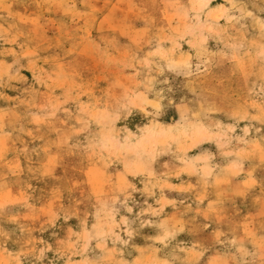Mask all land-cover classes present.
Here are the masks:
<instances>
[{"label": "rangeland", "instance_id": "374dc122", "mask_svg": "<svg viewBox=\"0 0 264 264\" xmlns=\"http://www.w3.org/2000/svg\"><path fill=\"white\" fill-rule=\"evenodd\" d=\"M0 264H264V0H0Z\"/></svg>", "mask_w": 264, "mask_h": 264}]
</instances>
